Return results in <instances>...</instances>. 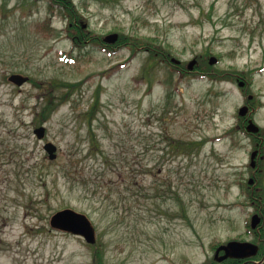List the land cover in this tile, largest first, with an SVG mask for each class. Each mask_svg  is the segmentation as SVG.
I'll use <instances>...</instances> for the list:
<instances>
[{"label":"rangeland","instance_id":"374dc122","mask_svg":"<svg viewBox=\"0 0 264 264\" xmlns=\"http://www.w3.org/2000/svg\"><path fill=\"white\" fill-rule=\"evenodd\" d=\"M72 1L93 38H154L184 66L215 57L217 73L252 71V78L245 89L230 79H180L143 48L132 56L128 47L106 51L87 42L78 50L66 22L48 17L50 0H0V264H92L93 247L50 228L49 218L63 208L89 217L105 264H202L211 259V246L249 241L255 208L238 180L251 177L254 145L241 131L225 135L237 128L246 95L264 131V0ZM47 17L50 37L38 32ZM11 75L28 81L16 86ZM59 82L81 87L38 125L44 95ZM97 90L92 127L117 167L102 169L97 159L88 162L96 170L90 187L67 177L61 179L66 187L53 188L61 156L66 163L68 155L86 153L82 115ZM39 126L46 131L41 142L33 136ZM201 139L207 141L199 151L182 156L177 148ZM46 141L57 147L59 163L42 184L29 167L37 158L50 162L42 149ZM262 174L264 185V158ZM156 189L162 191L157 201L150 198ZM182 206L187 219L180 218Z\"/></svg>","mask_w":264,"mask_h":264},{"label":"trees","instance_id":"16d2710c","mask_svg":"<svg viewBox=\"0 0 264 264\" xmlns=\"http://www.w3.org/2000/svg\"><path fill=\"white\" fill-rule=\"evenodd\" d=\"M52 3L48 6L49 14L48 17L58 15L61 20L66 22L67 25V35L68 38L72 41L73 46L78 50H82L83 47L86 46L87 42H92V44H98L103 50L109 51L111 47L104 46L101 38H93L92 34L89 31H86L82 28V15L79 13L75 4L72 0H51ZM54 4L57 6L55 7ZM38 26V32L43 34L45 37H50L53 35L54 29L52 28L51 19L48 18ZM138 38H131L129 36L119 34V39L115 46L118 47H128L132 50V56L137 50V48H143L145 52L148 53L149 58L152 60L159 57L165 65L172 67L175 71H177L180 75L178 77L190 76V77H209L211 79L219 80L230 79L233 82H238L239 80H243L245 83L249 84V80L252 78V71L248 73H217L215 69L208 65V61L201 57L197 58V64L194 66L192 72H187L184 64H180L179 66H174L169 63V55L170 52L164 50L163 46L156 45L154 38L146 39L144 38L143 43L138 41ZM85 41V42H84ZM155 64V63H154ZM147 70H144V72ZM146 73V72H145ZM169 77H173V74H170ZM172 79V78H171ZM170 79V80H171ZM179 84H174L175 89H178ZM81 83H65L59 82L55 84H51L50 88L46 91L44 95V101L40 104V110L36 113L34 122L38 125H42L50 119L52 113L56 111L58 106L68 102L74 92L80 89ZM64 90V91H63ZM100 102L98 90L95 92V100L94 103L89 107V109L82 115L83 121L87 125V148L86 153L82 152L75 153L74 155H68L69 159H65L64 156L60 158V166L58 167L57 172H61V175H57L55 171V175L52 179V187L55 186L61 187L63 184L64 187L67 186L69 182L64 181L61 182V179L69 178L72 182L82 183L87 186H91L96 177V170L91 167L92 164L96 163L97 159H100L102 162V169L107 167H117L116 161L114 157L110 155L107 151H105L102 146H100V142L96 137L95 131L93 129V122L95 119V113L97 112V106ZM254 107V106H253ZM238 125L236 129H230L226 132L227 135L225 137H229L231 134L236 133L237 131H241L245 135L252 138L253 141V149L257 150L260 155L264 156V131L260 130L256 135H248L244 130L245 119H238ZM230 134V135H229ZM232 137V136H231ZM206 139H201L199 141H182L177 144V148L180 149L182 156L191 154V151H199L206 143ZM77 156H83L81 160H78ZM34 159V157H32ZM88 162L91 163V166H88ZM58 159L53 162H47L45 158H37L34 160L33 165L30 168L31 173L39 179L42 184H46L47 181V173L50 170V166H54L55 168L58 165ZM262 163L263 160H257L256 169L251 172L250 176L254 179V183L249 185L247 181H244L242 178L238 180V184L240 186V190L243 193V196L246 200L250 202L251 205L255 209H260L262 211V204L264 203V185L262 184ZM88 166V167H87ZM87 169V171H86ZM85 172L87 177L85 176ZM121 173L123 171L120 170ZM161 190L156 189L153 197L150 196L152 200L154 198L157 200L161 197ZM175 197L178 199V202L182 203V199L180 194L174 192ZM165 198V197H164ZM163 201H166L163 199ZM175 202V201H174ZM176 203V202H175ZM156 204V203H154ZM181 205V204H180ZM179 216V215H178ZM180 218L187 219L186 210L182 206ZM212 249L215 248L211 246ZM212 261V260H211ZM208 263V262H207ZM92 264H105L103 253L97 248L93 247L92 251Z\"/></svg>","mask_w":264,"mask_h":264},{"label":"water","instance_id":"95a60500","mask_svg":"<svg viewBox=\"0 0 264 264\" xmlns=\"http://www.w3.org/2000/svg\"><path fill=\"white\" fill-rule=\"evenodd\" d=\"M117 34H110L104 38V42L107 44H113L117 41ZM172 63L179 64V61L172 59ZM217 63V59L215 57H210L209 65L213 66ZM196 64V60L193 59L187 64L188 71H192L194 65ZM9 81L16 84L17 86H21L27 81L26 77H22L20 75H12L9 77ZM242 85V84H241ZM248 112V108L246 106L242 107L238 114L240 116H245ZM246 131L251 134H256L259 131V128L251 121H248L246 126ZM34 135L37 139L41 140L45 136V128L39 127L33 131ZM43 150L47 153L49 160L56 159V146L52 143L48 142L43 146ZM258 152H252L250 156V166L252 168L255 167V158ZM253 180H249V184H252ZM260 223V218L257 214H254L251 217L250 228L256 229ZM50 225L61 231L69 232L74 235L82 236L87 243L93 244L95 242V230L89 221V219L73 209H64L56 212L50 219ZM220 251H224V255L217 259L219 261L227 258H235V259H244L251 256H255L258 252V247L249 242H238V241H230L226 245H221L217 248L215 257Z\"/></svg>","mask_w":264,"mask_h":264},{"label":"flooded vegetation","instance_id":"af4514ba","mask_svg":"<svg viewBox=\"0 0 264 264\" xmlns=\"http://www.w3.org/2000/svg\"><path fill=\"white\" fill-rule=\"evenodd\" d=\"M249 104L250 103H247L250 108ZM253 214H257L260 217L259 227L256 230L248 229L247 231V237L249 238L248 242L255 244L259 249L258 253L254 257L245 259L227 258L219 261L217 259L221 258L224 255V251H220L215 257L216 249L220 245L218 244L212 252V261L210 260L208 263H206L207 261H204L202 264H264V214L258 208L254 209ZM236 241L244 242L246 240L238 239Z\"/></svg>","mask_w":264,"mask_h":264}]
</instances>
